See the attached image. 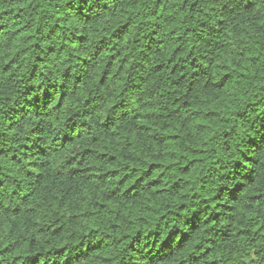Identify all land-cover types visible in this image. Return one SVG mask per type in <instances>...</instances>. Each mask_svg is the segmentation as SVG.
Wrapping results in <instances>:
<instances>
[{
	"label": "clouds",
	"instance_id": "1",
	"mask_svg": "<svg viewBox=\"0 0 264 264\" xmlns=\"http://www.w3.org/2000/svg\"><path fill=\"white\" fill-rule=\"evenodd\" d=\"M66 3L0 33V264H264L214 242L264 237V0Z\"/></svg>",
	"mask_w": 264,
	"mask_h": 264
},
{
	"label": "trees",
	"instance_id": "2",
	"mask_svg": "<svg viewBox=\"0 0 264 264\" xmlns=\"http://www.w3.org/2000/svg\"><path fill=\"white\" fill-rule=\"evenodd\" d=\"M33 0H0V33L7 35L6 30L9 29V25L11 24L12 20L14 18H18V22L21 24H24L27 27H31L32 23L34 22V17L28 9L31 7V3ZM145 4L151 3V0H143ZM80 3H84V0H80ZM7 5H11V7H7ZM61 10L65 13L64 19H68L72 16H75L79 21L86 22L89 17H86L83 14L82 9L77 7V0H67V3L63 6H60ZM13 13L15 16H13ZM14 26V25H12ZM45 27H48L47 25L41 24L37 31H42ZM56 28L50 29V32L47 35H50L52 32L56 31ZM80 31L79 29L73 30V32L70 34L72 37V42L77 45L76 50H80L84 47V38L80 37L79 39L76 38L75 33ZM69 36H65V39H68ZM71 53H69V58L71 59ZM33 103L37 104V107L39 105L38 99L36 101H33ZM4 109L0 108V112H3ZM9 111H15L13 108H9ZM21 113L24 111L23 108H21ZM7 115V114H6ZM22 118V117H21ZM235 199V196L232 197ZM238 215L241 217L243 216L242 212H238ZM230 223L225 228H222L220 233L215 236L214 242L219 241L221 243L227 241V240H235L236 237L243 236L245 238L246 243H253L255 240L259 239L264 241V237L258 236L256 233L252 231V228L254 227L253 222L250 220L247 223V226L239 229L235 232V236H233V228H232V221H236V216H228L226 217ZM237 223H244V220L241 218L239 221H236ZM189 224H192L193 229H195L196 225L194 221H189ZM188 237L185 236L184 239L186 240Z\"/></svg>",
	"mask_w": 264,
	"mask_h": 264
}]
</instances>
